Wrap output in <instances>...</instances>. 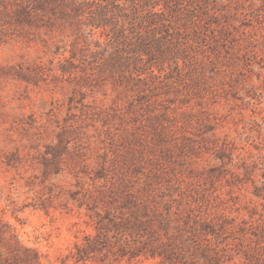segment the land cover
<instances>
[{"label":"rangeland","instance_id":"1","mask_svg":"<svg viewBox=\"0 0 264 264\" xmlns=\"http://www.w3.org/2000/svg\"><path fill=\"white\" fill-rule=\"evenodd\" d=\"M0 264H264V0H0Z\"/></svg>","mask_w":264,"mask_h":264}]
</instances>
